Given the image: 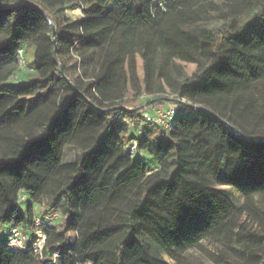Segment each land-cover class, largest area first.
<instances>
[{
  "label": "trees",
  "instance_id": "trees-1",
  "mask_svg": "<svg viewBox=\"0 0 264 264\" xmlns=\"http://www.w3.org/2000/svg\"><path fill=\"white\" fill-rule=\"evenodd\" d=\"M69 2L84 14L73 31L57 28ZM205 9L223 24L203 27ZM25 46L38 79L0 77V237L36 229L40 207L64 202L68 219L41 218L42 258L1 244L0 264H188L203 241L245 230L217 187L264 195V0H0V61ZM71 55L87 61L75 80ZM175 99L199 109L170 133L121 123ZM67 147L81 156L65 164ZM251 239L240 264H264V236Z\"/></svg>",
  "mask_w": 264,
  "mask_h": 264
},
{
  "label": "rangeland",
  "instance_id": "rangeland-1",
  "mask_svg": "<svg viewBox=\"0 0 264 264\" xmlns=\"http://www.w3.org/2000/svg\"><path fill=\"white\" fill-rule=\"evenodd\" d=\"M32 2L39 6L41 0H19ZM218 3H221L222 0H216ZM77 10L79 13H75ZM84 18L82 7H79L75 2H69L65 12L58 17V27H65L69 31H73V23L76 20ZM200 24L205 28H216L220 27L223 22L218 17V14L215 11L205 9L201 13V22ZM56 27L54 31L58 32ZM35 48L34 47H24V59L26 62V70L20 74V83L28 84L30 82L38 79L36 72V62L34 59ZM86 60H77L75 55H71L66 59V66L68 68L69 77L72 80H75L82 72L83 65L86 64ZM11 70L12 74L20 73L18 71V65L13 64L9 60L0 61V77ZM9 78V79H10ZM10 83V81H9ZM128 99H134V95H128ZM148 100V96L143 95L140 98H137L135 103H128L126 107L133 108L143 105ZM166 106L169 103L165 104ZM81 156V152L74 147H67L64 150L63 154V163H72ZM218 190L224 192L228 196L235 206L238 209H242L243 212L239 214V223L245 226V230H237L236 234L230 238L225 239H210L203 241L201 247L197 249H192L187 251L185 254L188 264H240L242 262L243 254L248 253L250 250L256 248V244L251 239V235L264 236V195H257L252 197L250 200L246 201L242 196L236 194L233 190L228 187L218 186ZM43 202L47 205L50 202L49 198H44ZM22 211L23 207H22ZM38 216L40 219H49L54 217L56 220L57 230L63 225V223L68 219L66 213L65 204L61 202L58 206L57 212L50 211L48 208H38ZM162 259L166 264H175L168 256L165 254L162 255ZM54 264H61L57 260Z\"/></svg>",
  "mask_w": 264,
  "mask_h": 264
},
{
  "label": "built area",
  "instance_id": "built-area-1",
  "mask_svg": "<svg viewBox=\"0 0 264 264\" xmlns=\"http://www.w3.org/2000/svg\"><path fill=\"white\" fill-rule=\"evenodd\" d=\"M157 2L159 0H151ZM83 9V8H82ZM15 60L18 65V71L20 73L14 74L10 79V83H20V74L26 70V62L24 59V50H20ZM178 101L188 104L191 107L182 105ZM169 105L152 106L149 109L144 110L141 113L140 120L133 122L132 119L123 118L121 123L128 124L130 128L134 130L136 134H140L145 126L159 127L165 132H172L176 125L178 118H191L195 115V112L199 109L198 106H193L187 103L185 100L175 99L168 102ZM201 110V109H200ZM128 157L131 159L140 158L142 153L138 149L136 140H131L127 147ZM22 201L25 200V196L21 197ZM52 226L51 221H42L40 218L35 219L36 229L33 231H25L20 227H13L9 230L8 235L0 237V245L5 244L9 249L27 248L30 247L33 253L38 257H43L46 249L47 235L43 231L42 227L45 224Z\"/></svg>",
  "mask_w": 264,
  "mask_h": 264
},
{
  "label": "water",
  "instance_id": "water-1",
  "mask_svg": "<svg viewBox=\"0 0 264 264\" xmlns=\"http://www.w3.org/2000/svg\"><path fill=\"white\" fill-rule=\"evenodd\" d=\"M171 101H173V100H167V102H171ZM178 103H180V104H182V105H186V106H188V107H191L190 105H188V104H184V103H182V102H180V101H178ZM153 104V103H152ZM202 111H205L204 109H201Z\"/></svg>",
  "mask_w": 264,
  "mask_h": 264
},
{
  "label": "bare ground",
  "instance_id": "bare-ground-1",
  "mask_svg": "<svg viewBox=\"0 0 264 264\" xmlns=\"http://www.w3.org/2000/svg\"><path fill=\"white\" fill-rule=\"evenodd\" d=\"M74 12H75V13H79V11H77V10H75Z\"/></svg>",
  "mask_w": 264,
  "mask_h": 264
}]
</instances>
